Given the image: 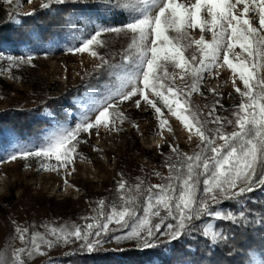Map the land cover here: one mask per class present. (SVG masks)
<instances>
[{
	"label": "snow or ice",
	"instance_id": "1",
	"mask_svg": "<svg viewBox=\"0 0 264 264\" xmlns=\"http://www.w3.org/2000/svg\"><path fill=\"white\" fill-rule=\"evenodd\" d=\"M5 2L12 3L13 0ZM66 2L68 0H46L41 7L51 9L53 5ZM94 2L98 9H103V13L122 17L121 23L95 27L92 34L68 51L72 54L89 53L93 58H99L101 63L96 67L109 70L114 77L113 88L98 99L95 94H90L75 127L61 126L49 134L44 143L33 148L18 147L4 161L18 158L55 160V166L42 163L41 167L52 171L71 167L74 171L78 145L82 142L81 133L91 135L95 130L98 136L101 128L109 132L120 131V126L127 120L120 105L127 101H132L136 108H140L142 102L150 106L157 116L159 134L162 135L164 129L171 132L172 128L162 107L158 106L159 101L190 135L199 138L200 150L193 155L178 154L182 162L179 166L168 165L170 175L165 178L167 182L145 189L142 217L136 205L143 182L132 188L126 181H121L118 191L122 203L119 206L113 204L105 214V202L100 201L97 217L83 228L76 225L45 226L46 233H30L29 228L16 226L14 233L23 246L14 250L13 264H26L25 257L45 254L42 246L51 249L61 243L79 241L82 248L91 253L105 242L103 237L109 231L125 228L129 231L114 237L117 242L135 240L142 248H153L157 246L154 243L156 233L168 219L174 222L167 223V231L162 233L168 238V243L199 233L210 246H218L228 237L210 222L203 227L197 222H202L203 218H215L239 223L244 217L243 209L234 213L214 206L226 200H243L257 188L264 189V0ZM253 19L258 21V26H254ZM196 29L201 32L199 39L191 35V30ZM205 32L211 35V40L205 38ZM109 33L129 38L119 64L110 63L97 51L107 46L102 36ZM193 47L199 52V59L196 54L191 57L185 55ZM237 47L247 54L245 60H240L239 54L230 58ZM7 59L19 65L31 64L34 57L9 56ZM225 66L242 82L243 88L235 87L236 79L232 80L242 100L232 113L234 119L215 116L214 106L207 114L212 119H207L192 103L191 97L193 93L200 92L206 73L215 76L216 70ZM176 69L182 71V79L187 76L191 81L185 88L175 86ZM209 91L216 93L215 89ZM225 123L234 125L235 130L225 131ZM171 150L177 152L174 146ZM155 217H159L160 222L153 224ZM261 222L264 224V218ZM0 264H6V261L0 260ZM250 264H264V251L259 257L250 258Z\"/></svg>",
	"mask_w": 264,
	"mask_h": 264
},
{
	"label": "rangeland",
	"instance_id": "2",
	"mask_svg": "<svg viewBox=\"0 0 264 264\" xmlns=\"http://www.w3.org/2000/svg\"><path fill=\"white\" fill-rule=\"evenodd\" d=\"M45 2L46 0H13L12 3H6L5 0H0V22L4 19V12L1 10L7 11L11 6H15L16 15L12 17V22L18 26L23 25V16L33 17L40 12L54 14L55 8L64 9L62 23L57 29L42 28L41 24H28L24 29L14 26L10 34L0 35V55L3 57L0 58V113L4 112V118H13L17 113L18 118L32 119L33 109V112H37L34 118L45 122L41 128H36L27 121L14 124L6 120L5 129L0 133V161H4V158L18 147L33 148L44 143L46 137L61 126L75 127L81 119L83 105L90 94H95L98 99L113 88L114 77L108 69L103 68L102 74L109 75L108 82L101 81L93 85L90 80L89 88L60 101L59 103H63L61 108L59 103L53 108L48 105L42 108L41 102L60 97L71 88L91 79L92 74L99 71L96 67L101 63L99 58H93L89 53L72 54L68 49L77 46L92 34L95 27L118 25L123 19L117 17L111 21L108 15L103 13V9H98L94 0H68L64 5H53L51 9L41 7ZM183 2L187 3L189 0ZM29 13L31 15H28ZM251 15L250 13V17ZM68 20L72 23H67ZM253 23L258 26L256 19H253ZM203 34L206 39L211 40L209 33ZM13 35L16 36L12 40H1ZM191 35L194 39H199L201 32L199 29L191 30ZM102 39L106 41L107 46L97 49L100 55L112 64L121 63V56L129 38L123 34L109 33L104 34ZM193 54L199 59V52L194 47L185 53L188 57ZM236 54H239L240 60L246 59L247 54L239 47L234 49L230 58ZM27 55L34 57L31 64L17 65L7 59L9 56L16 58ZM216 72L215 76L205 74L200 92L193 93L191 101L207 119H212L207 114L213 106L216 109L215 116L234 119L232 113L237 110L242 100L235 87L243 88L242 82L238 76L234 77L226 66ZM182 76V71L176 69L175 86L179 88H185L191 83L187 76L183 79ZM233 79H236L235 87ZM209 89H215L219 95ZM70 102L74 105L71 106ZM158 106L162 107L165 118L169 120L171 132L164 129L162 135L159 134L158 119L150 106L142 102L141 107L136 108L132 101H127L120 105L127 117L120 126V131L109 132L101 128L98 136L95 130L91 135L81 133L82 142L78 145L74 171L71 167L68 170H45L41 167L42 163L55 166L56 161H42L40 158H18L15 161L0 162V260L13 264L14 250L23 246L14 233L16 226L27 227L30 233H46L45 226L76 225L83 228L97 217L100 201L105 202L103 211L107 214L113 204L119 206L122 203L121 193L118 191L121 181H126L132 188L143 182L141 192L137 194L139 203L136 205L142 217L145 189L150 185L167 182L165 178L170 175L168 165L171 163L179 166L182 162V157L178 154L193 155L200 150L199 138L190 135L181 122L163 108L159 101ZM224 129L227 132L235 130L234 125L227 123ZM217 143L221 141L217 140ZM172 146L176 147V153L172 152ZM200 187L202 190V183ZM262 192L264 193V190ZM225 202L214 207L227 211L229 208ZM159 222V217L153 218V224ZM170 222L173 221L165 220L160 231L156 233V247L142 248L135 240L117 242L114 237L129 231L125 228L109 231L103 237L105 242L96 249L111 251L114 262L119 260L118 264H202L204 252L213 250L215 246H210L199 233L168 243V238L162 233L167 231L165 225ZM209 222L213 227H217L218 220L215 218H203L202 222L197 223L203 227ZM218 230L221 231L219 228ZM80 248L82 246L79 241L61 243L51 249L42 246L45 254L25 257L26 264H64V257ZM125 249H138L136 255H141V252L144 255L123 258L121 253ZM155 253L160 255L150 257ZM253 257L259 255L248 253L244 257V263L238 257L232 261L233 264H250V258ZM95 263V258L87 261L75 255L69 260V264Z\"/></svg>",
	"mask_w": 264,
	"mask_h": 264
},
{
	"label": "trees",
	"instance_id": "3",
	"mask_svg": "<svg viewBox=\"0 0 264 264\" xmlns=\"http://www.w3.org/2000/svg\"><path fill=\"white\" fill-rule=\"evenodd\" d=\"M70 8V7H69ZM55 13H44L40 12L35 14L33 17L23 16V25L18 26L12 22V17L16 15V7L11 6L9 10L2 9L1 12H4V19L0 22V35L5 36V34H10L12 32V28L17 26L18 29L25 28L26 25H38L41 24L42 28H50L57 29L60 27L62 20L64 9L63 7L55 8ZM99 14V13H98ZM108 15V18L112 21L114 17L112 13H104ZM1 21V19H0ZM2 38L1 40H12L14 38ZM103 68L99 69V71L95 74H92L91 79H87L81 85L71 88L68 92L57 97L56 99L49 98L44 102H41L42 108H45L47 105L50 107H56L60 101H65L69 96H76L78 93L82 92V90H86L90 87L88 84L90 80L93 81V85L98 82H108L109 75L107 73H103ZM63 103H59V108ZM72 102H70V105ZM72 104L71 106H73ZM39 112V111H38ZM37 112H33L31 109L32 119H24L18 118V114L15 113L13 118L7 116L4 118V112L0 113V133L5 129L6 120L8 122L17 124L19 122H30L31 126L36 128H41L45 122L44 120H36L35 114ZM13 124V125H14ZM1 139V138H0ZM264 189L257 188L252 193L247 194V197L243 200H226L225 204L228 206L229 210H232L234 213H240L243 209L244 217L241 219L239 223L233 224L229 221H220L218 220L217 226L221 230V232L228 237V239L221 241L218 246H215L213 250H206L204 252V258L202 264H233L232 259L238 257L242 259V263L245 262L244 257L247 256L248 253L258 254L260 255L262 251H264V224H262V218H264V193L262 192ZM138 249H125L122 251L123 258H127L130 255L142 256L144 255L141 252V255H136ZM78 256L81 258H85L87 261H91L95 258V264H118L119 260L115 263V259L112 256L111 251H106L104 249L98 250L95 249L93 252L89 253L86 249L80 248L74 253H69L64 257L63 263L69 264L70 257ZM160 255V253H155L150 257H155ZM149 258V257H148ZM65 260V261H64Z\"/></svg>",
	"mask_w": 264,
	"mask_h": 264
}]
</instances>
